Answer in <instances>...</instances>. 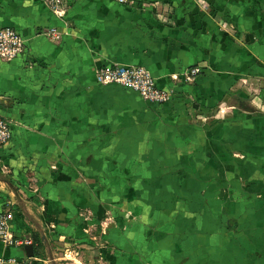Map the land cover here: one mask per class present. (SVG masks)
Instances as JSON below:
<instances>
[{
  "label": "crops",
  "instance_id": "1",
  "mask_svg": "<svg viewBox=\"0 0 264 264\" xmlns=\"http://www.w3.org/2000/svg\"><path fill=\"white\" fill-rule=\"evenodd\" d=\"M5 26L27 51L0 58V211L41 255L0 240L3 264H63L65 241L79 263L264 264V0H0ZM103 64L174 96L100 85Z\"/></svg>",
  "mask_w": 264,
  "mask_h": 264
},
{
  "label": "built area",
  "instance_id": "2",
  "mask_svg": "<svg viewBox=\"0 0 264 264\" xmlns=\"http://www.w3.org/2000/svg\"><path fill=\"white\" fill-rule=\"evenodd\" d=\"M47 6L58 16L65 14L66 0H44ZM126 4L130 0H116ZM51 40L58 42L63 33L55 27L44 32ZM26 45L22 33L12 27H0V58L13 60L26 54ZM201 72L199 66L186 69L182 79L185 82H192ZM96 82L100 85H119L131 91L137 92L144 100L154 104L162 105L170 101L174 92L161 88L156 84L155 78L148 70L140 65L103 64L96 70ZM12 137V130L9 121L0 115V148L4 147ZM10 213L0 211V240L8 246L23 247L33 244L31 237L17 236L10 231ZM16 260L5 259L0 256V264L15 262Z\"/></svg>",
  "mask_w": 264,
  "mask_h": 264
},
{
  "label": "rangeland",
  "instance_id": "3",
  "mask_svg": "<svg viewBox=\"0 0 264 264\" xmlns=\"http://www.w3.org/2000/svg\"><path fill=\"white\" fill-rule=\"evenodd\" d=\"M187 83H191V82H187ZM192 98L193 97L191 96L190 100H192L194 102V100ZM197 108H199V107H196V109ZM215 111H216L215 109L214 110L212 109V110L209 111V113L213 114ZM219 111H220V109H219ZM197 114H198V112H196V115ZM193 116H194V114H193ZM62 248H63L62 250H56V251L59 253L58 254L59 257L63 258V259H61V262H63V264H82V263L83 264H102L101 261L98 258L97 253L93 252V251H89V252H87V254L86 253L83 254V251H81L80 255H83L81 257L82 263H79V262L75 261V259L73 258L74 256L71 255V252L69 250L70 249V241H65L63 243ZM51 254L53 255V253L50 252V255Z\"/></svg>",
  "mask_w": 264,
  "mask_h": 264
},
{
  "label": "water",
  "instance_id": "4",
  "mask_svg": "<svg viewBox=\"0 0 264 264\" xmlns=\"http://www.w3.org/2000/svg\"><path fill=\"white\" fill-rule=\"evenodd\" d=\"M24 249H25V252H26V255L27 256H29V257L35 256V248H34V245L33 244L26 245L24 247Z\"/></svg>",
  "mask_w": 264,
  "mask_h": 264
},
{
  "label": "trees",
  "instance_id": "5",
  "mask_svg": "<svg viewBox=\"0 0 264 264\" xmlns=\"http://www.w3.org/2000/svg\"><path fill=\"white\" fill-rule=\"evenodd\" d=\"M35 256H40V239L34 237Z\"/></svg>",
  "mask_w": 264,
  "mask_h": 264
}]
</instances>
